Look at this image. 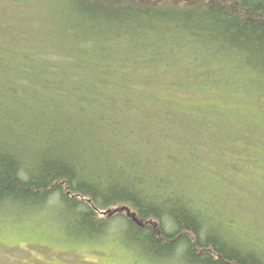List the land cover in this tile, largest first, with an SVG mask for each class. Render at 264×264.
I'll return each mask as SVG.
<instances>
[{
    "label": "trees",
    "instance_id": "trees-1",
    "mask_svg": "<svg viewBox=\"0 0 264 264\" xmlns=\"http://www.w3.org/2000/svg\"><path fill=\"white\" fill-rule=\"evenodd\" d=\"M164 48L177 63L158 62ZM186 57L197 68L188 69ZM174 64L182 73L167 71ZM227 68L225 76L264 81V0H0V211L34 212L53 202L86 240L116 223L152 259L264 264L260 250L207 224L188 189L194 151H184L186 186L154 166L159 152L176 160L168 125H207L166 93L213 85L212 75ZM125 125L131 131L123 134ZM235 130L239 136L233 129L222 137ZM150 132H168L155 141L167 146L154 147ZM125 138L149 151L125 156ZM212 146L220 152L226 143ZM129 158L131 167L116 165Z\"/></svg>",
    "mask_w": 264,
    "mask_h": 264
},
{
    "label": "rangeland",
    "instance_id": "rangeland-1",
    "mask_svg": "<svg viewBox=\"0 0 264 264\" xmlns=\"http://www.w3.org/2000/svg\"><path fill=\"white\" fill-rule=\"evenodd\" d=\"M162 52L158 62H164L166 58H169L166 60L168 64L176 62V55L172 52L165 48ZM84 60L94 61L92 57ZM183 61L188 63V69L197 68L195 59L186 57ZM206 63L211 64L210 68L217 72L218 66L212 64L211 59ZM166 69L172 75L183 71L178 64ZM230 70L227 68L220 71L218 76L212 75L213 80L219 79L213 85L193 84L166 93V99L175 101L177 108L207 125L200 130L191 121L171 123L169 130L177 136L170 142L176 160L168 161L164 153L159 152L153 156L156 164L152 161L156 168L160 166L159 169L168 174L171 181L186 186L184 151L185 148H189L188 154L194 151V170L190 173L192 185L188 189L206 217L207 224H219L238 241L264 254V81L257 76H225L224 72ZM229 107H236L238 111H227ZM225 120L231 123H223ZM233 129H240L241 134L237 136L235 130L227 138L222 137L225 131ZM130 131L126 125L120 130L123 134ZM198 132L204 133L207 139L200 141ZM150 133L153 135H146V139L153 141L154 147L167 146L166 140H163L164 144L155 141L161 135L169 138L168 132ZM244 133L253 138H248ZM126 140L123 139L121 144L126 154L121 152L125 156L129 152L134 158L141 159L149 151ZM217 140L226 143L220 152L212 146ZM139 143L142 144L140 140ZM195 143L198 144L197 150L194 149ZM118 150L116 144L114 152ZM129 159L128 163L116 165L129 168L132 161ZM170 169L177 171L176 177L168 173ZM59 211L60 208L53 202L34 212L17 210V213L1 205L0 264H183L176 258H149L132 241L124 238L119 231L120 224L112 223L107 227L106 234L98 239H83L76 235L70 225L63 223Z\"/></svg>",
    "mask_w": 264,
    "mask_h": 264
},
{
    "label": "water",
    "instance_id": "water-1",
    "mask_svg": "<svg viewBox=\"0 0 264 264\" xmlns=\"http://www.w3.org/2000/svg\"><path fill=\"white\" fill-rule=\"evenodd\" d=\"M133 216H134V214H133Z\"/></svg>",
    "mask_w": 264,
    "mask_h": 264
}]
</instances>
